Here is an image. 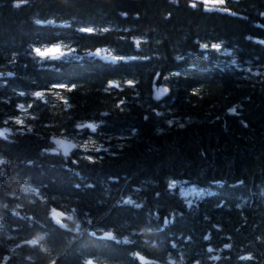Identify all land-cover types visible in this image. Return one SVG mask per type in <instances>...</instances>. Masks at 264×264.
I'll return each mask as SVG.
<instances>
[{"label": "trees", "instance_id": "16d2710c", "mask_svg": "<svg viewBox=\"0 0 264 264\" xmlns=\"http://www.w3.org/2000/svg\"><path fill=\"white\" fill-rule=\"evenodd\" d=\"M262 41L264 0H0V264H264Z\"/></svg>", "mask_w": 264, "mask_h": 264}, {"label": "rangeland", "instance_id": "374dc122", "mask_svg": "<svg viewBox=\"0 0 264 264\" xmlns=\"http://www.w3.org/2000/svg\"><path fill=\"white\" fill-rule=\"evenodd\" d=\"M58 46H59L58 43H51V44H47L46 46H44L43 49L46 50V49L56 48ZM61 52H62V50L60 49V51L58 53L60 54ZM223 52L231 54V56L226 57L227 60L233 59L232 50H230L229 48H223ZM27 114H28L27 110H24V111H22V113L15 116L14 118H15V120L21 119L24 121L25 116ZM90 125L92 126L90 128H93V127L96 128V125L94 123H90L89 126ZM92 136L93 135L91 133H89L87 136H82L76 140L74 137L67 136L64 134H60L55 138V142L64 151H68L69 149L73 148V146H75V145H79L84 150H87L91 146L97 145V142L95 141V139ZM179 186H180L181 192L184 193L188 197L189 200L194 198L196 195H201V194L205 193L207 190L205 188L194 185L192 183L182 182V183H180Z\"/></svg>", "mask_w": 264, "mask_h": 264}, {"label": "snow or ice", "instance_id": "6c2138e0", "mask_svg": "<svg viewBox=\"0 0 264 264\" xmlns=\"http://www.w3.org/2000/svg\"><path fill=\"white\" fill-rule=\"evenodd\" d=\"M203 2H204L205 4H208V3H210V2H211V3H220V4H223V3H224V0H203ZM193 7H195V5H193ZM80 31H83V32H91L92 29H91V28H83V29H80ZM262 43H264V41H262ZM203 47H204V48H207L208 45L205 44V45H203ZM212 48H214V49H219V48H220V45H219V44H213V45H212ZM34 51H35V53H36L37 55H39L40 57H48V56H50L53 52H59L60 49H59L58 47H56V48H51V49H46V50H44V51H41L40 48H35ZM62 55H63V53H62ZM128 83L131 84L132 81H129ZM59 87H65V85H59ZM69 91H71V89H69ZM21 95H23V93H21ZM36 95L39 96L40 93L37 92ZM21 107H23V106L21 105ZM232 111L235 112V109H232ZM145 119H147V117H145ZM7 122H8V121H5V123H7ZM15 122H16V124H20V125H23V123H24V121L21 120V119H17ZM78 127H79V126H78ZM89 127H92V126L90 125ZM92 130L95 131V128L93 127ZM5 131H8V130H7V129H5V130H0V136H4ZM28 131H31V128H29ZM6 138H7V137H5V139H6ZM89 159H91V158H89ZM4 163H5L4 159H3V158H0V165H3ZM124 203H126V204H133L134 202L131 201V200H129V201H125ZM4 207H7V205H4ZM135 207H140V205H139V204H135ZM57 215L59 216V215H62V214H57ZM67 219H68V220H72V217H71V216H68ZM56 223H57V224H61L60 219H57V220H56ZM88 223H91V220H89ZM164 223L167 225V223H168V219H167V218H165ZM61 226H62V227H67L66 224H61ZM75 230H76V231H79V230H80V224H79V223H76ZM92 235H96V234H95V233H92ZM104 235H105L106 238H114V237L112 236V233H111V232H105ZM205 239H207V237H205ZM37 242H38L37 240H33V241H31L32 244H36ZM173 246H175V245H173ZM228 247H230V245H227V244H226V245H225V248H228ZM207 251H208L209 253H211V252L213 251V249H212L211 247H209V248L207 249ZM213 259H217V257H213ZM241 259H251V257H241ZM53 264H55V261H53ZM87 264H92V260H88V261H87Z\"/></svg>", "mask_w": 264, "mask_h": 264}, {"label": "water", "instance_id": "95a60500", "mask_svg": "<svg viewBox=\"0 0 264 264\" xmlns=\"http://www.w3.org/2000/svg\"><path fill=\"white\" fill-rule=\"evenodd\" d=\"M92 264H96V263H94V262L92 261Z\"/></svg>", "mask_w": 264, "mask_h": 264}]
</instances>
